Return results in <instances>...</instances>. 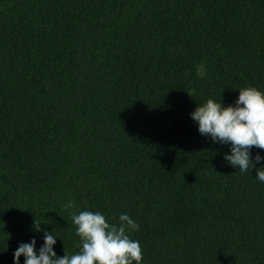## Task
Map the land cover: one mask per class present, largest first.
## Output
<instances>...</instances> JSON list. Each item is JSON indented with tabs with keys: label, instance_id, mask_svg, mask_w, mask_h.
<instances>
[{
	"label": "trees",
	"instance_id": "obj_1",
	"mask_svg": "<svg viewBox=\"0 0 264 264\" xmlns=\"http://www.w3.org/2000/svg\"><path fill=\"white\" fill-rule=\"evenodd\" d=\"M249 86L264 0H0V264L45 231L76 254L86 210L128 214L141 264H264V150L240 172L190 116Z\"/></svg>",
	"mask_w": 264,
	"mask_h": 264
},
{
	"label": "clouds",
	"instance_id": "obj_2",
	"mask_svg": "<svg viewBox=\"0 0 264 264\" xmlns=\"http://www.w3.org/2000/svg\"><path fill=\"white\" fill-rule=\"evenodd\" d=\"M191 119L197 122L198 132L210 136L214 143H230V153L224 159L240 172L254 168L251 149L264 150V93L255 87L239 90L238 98L233 105L223 106L220 102L208 99L190 113ZM255 161L262 158L259 154ZM258 181L264 183V167L256 169ZM75 201L65 205L73 209ZM76 234L80 237V251L71 256L64 254L58 257L53 251L57 237L44 232V243L38 253L35 250L36 240L21 243L13 253V264H19L24 257V264H141L143 260L139 241L130 238V233L139 230V225L128 214L119 216V223L109 224L100 212L81 211L69 213ZM33 228L43 231L40 223L34 221Z\"/></svg>",
	"mask_w": 264,
	"mask_h": 264
}]
</instances>
